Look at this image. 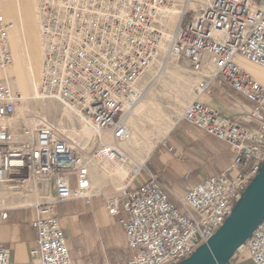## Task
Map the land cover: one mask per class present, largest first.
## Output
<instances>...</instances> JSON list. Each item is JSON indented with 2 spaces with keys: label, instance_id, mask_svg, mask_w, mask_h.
I'll use <instances>...</instances> for the list:
<instances>
[{
  "label": "built area",
  "instance_id": "built-area-1",
  "mask_svg": "<svg viewBox=\"0 0 264 264\" xmlns=\"http://www.w3.org/2000/svg\"><path fill=\"white\" fill-rule=\"evenodd\" d=\"M178 2V24L164 39L166 10ZM196 2L188 16L186 0H39L43 52L37 93L86 119L94 133L87 152L47 123L32 128L13 122L23 98L7 81L10 24L0 10V184L19 187L33 179L44 182L51 197L32 205L36 240L29 261L11 260L9 248L0 245V264H73L56 205L90 204L96 195L92 160L128 162L121 145L129 131L126 117L165 42L195 81L181 120L226 143L232 158L182 196H174L145 164L134 171L103 204L108 216H119L129 251L117 264H178L223 225L264 161V83L236 62L240 57L264 69V0ZM212 87H229L249 103L248 110L233 117L200 101ZM0 203L6 219L11 207ZM242 249L253 264H264V219L231 260Z\"/></svg>",
  "mask_w": 264,
  "mask_h": 264
},
{
  "label": "rangeland",
  "instance_id": "rangeland-1",
  "mask_svg": "<svg viewBox=\"0 0 264 264\" xmlns=\"http://www.w3.org/2000/svg\"><path fill=\"white\" fill-rule=\"evenodd\" d=\"M189 1L187 8L191 10L188 16H191L193 14L192 9L194 8L191 7ZM38 2L39 0H35L34 9L36 14L38 13ZM178 3L177 7L180 10V5L182 3ZM13 4L14 0H0V10L2 12L4 11L3 5L12 8ZM196 8L197 5L195 9ZM4 16L10 24L8 28V38L13 55V63L6 71L8 76L7 79L12 82L11 87L14 90L18 91L20 94H24V89L19 85L20 76L27 75V66L22 59L21 44L18 43L22 37L21 28L18 23L14 22V14ZM178 21L179 19L177 22ZM175 25L169 26L165 23V33L171 35ZM37 32L39 35V26L36 28V33ZM13 44H15V48L18 50L19 60H16L14 55ZM164 44L165 46L161 49L162 54L157 57V60L146 71L142 79L143 91L141 99L138 102H144V108L140 112L136 109L137 105L134 109L130 110L126 117L129 135L121 145L122 149L129 157L131 165H117L105 163L104 161L96 159L92 160L93 192L97 193L91 198L90 204L81 200H75L76 203L71 204L69 207L71 213H95L99 222L108 219L103 208L105 198L116 195L118 190L127 183L126 181L128 180L129 172L133 164L140 163L145 159L144 164L154 171L149 166V158L159 148H165L164 140L170 129L165 134L164 131H166L168 127H172L174 123L176 124L177 122L183 121L181 120V114L183 108L194 97L193 86L195 81L189 73L187 65L182 60H176L171 57L167 51L168 43L165 42ZM41 48L42 42L40 38V44L36 51L39 59L34 72L36 88L34 90L26 89L25 94L27 95V99L23 98L22 111L17 114L13 122L17 125L23 122L32 128L39 123H47L87 152L93 147L94 133L84 121L79 118L80 116L77 115V112H74L73 109L63 105L56 99L41 97L37 93ZM236 62L259 81L264 82V69L240 57L236 58ZM157 157L158 156L155 155L153 159L155 160ZM119 170L124 171V175L120 176L118 174ZM197 177L198 174H192L190 176L191 179ZM10 184L13 183H8V185ZM50 199L49 189L44 182L30 179L19 187L0 184V202L3 201L4 204L8 206L22 201L32 206L34 203ZM1 205L0 203V206ZM58 210L61 215H64L67 213L68 208L66 205H62L58 207ZM102 244L105 246L104 242H102ZM124 245L125 246L122 245L116 233H111L104 251L99 254V262H103V264L107 262L108 264L120 262L125 258L127 253L126 243ZM77 257H81L82 259L84 256L78 254ZM250 263L251 260L244 249L238 251L236 256L231 260V264Z\"/></svg>",
  "mask_w": 264,
  "mask_h": 264
},
{
  "label": "crops",
  "instance_id": "crops-1",
  "mask_svg": "<svg viewBox=\"0 0 264 264\" xmlns=\"http://www.w3.org/2000/svg\"><path fill=\"white\" fill-rule=\"evenodd\" d=\"M200 101L233 117L249 108V103L229 87H212L209 92L201 95ZM174 124L165 137V148H159L151 155L149 166L174 196H182L189 186L223 171L229 165L232 153L226 143L213 135L204 133L183 121ZM166 147H172L173 152L181 154L182 160L177 159ZM155 155L158 157L154 160ZM192 174H198L199 178L191 179ZM74 203L76 201L56 205L61 226L67 234L65 236L71 260L73 264H103L99 262V254L104 251L111 233H116L125 246L123 228L117 222L119 216L106 214L108 219L99 222L95 213H71L69 207ZM62 205L68 208L64 215L58 210ZM10 207L7 218L0 217V245L9 248L11 260L28 262L29 250L35 246L36 240V230L31 225L34 208L27 204L10 205ZM126 250L125 258L129 254L127 248ZM78 254L84 257L81 259L77 257Z\"/></svg>",
  "mask_w": 264,
  "mask_h": 264
},
{
  "label": "water",
  "instance_id": "water-1",
  "mask_svg": "<svg viewBox=\"0 0 264 264\" xmlns=\"http://www.w3.org/2000/svg\"><path fill=\"white\" fill-rule=\"evenodd\" d=\"M264 219V161L223 225L178 264H230L233 254Z\"/></svg>",
  "mask_w": 264,
  "mask_h": 264
},
{
  "label": "bare ground",
  "instance_id": "bare-ground-1",
  "mask_svg": "<svg viewBox=\"0 0 264 264\" xmlns=\"http://www.w3.org/2000/svg\"><path fill=\"white\" fill-rule=\"evenodd\" d=\"M188 1L189 0H186V4H185L186 6L184 5V7H188ZM196 1H198V0H190L189 1L191 7L194 9L197 5ZM199 1H203V0H199ZM177 6H178L177 4H174L166 10L167 12L165 11L166 14L164 12V14L166 16V18L164 19V23H166L169 26L175 25L176 23L178 24L177 20L180 18V14L182 12V9L180 8V10H179ZM3 8H4V11H3L4 15L14 14V17H13L15 19L14 22L18 23L20 25L19 27L21 28L22 37L20 38V41L18 43L21 44L22 59L24 60L26 66H27V75L26 76H24V75L20 76L19 85L22 89H24V94H20V95L22 96V98L27 99V95L25 94L26 89H28V90L33 89L34 90L36 88V79L34 78V72H35V68H36V65L38 64V59H39L36 51H37V48L40 44V38H41L40 33H39V35H38V32L36 33V28H37V26H39V19H38V15H37L38 13L36 14V11L34 9L35 8V0H14V4H13L12 8H9L6 5H3ZM177 24L175 26H177ZM39 31H40V26H39ZM7 36H8V31H7ZM169 37H170V34L165 33V30H163V38L168 39ZM41 42H42V38H41ZM164 46H165V44L162 43L160 45V50ZM12 47H13V52H14V55L16 57V60H19V55L17 53L18 50L15 48V44H13ZM42 52H43V43H42V48H41V60H42ZM40 63H41V61H40ZM39 69H40V65H39ZM38 79H39V77H38ZM7 81L11 86L12 82L9 79ZM136 106H137L136 109L141 112L145 106V103L144 102H138L137 104L134 105V107L132 109H134ZM69 112H71V111H69ZM74 112H75V110H74ZM79 118H81L84 121V123L88 126L86 119H84L82 117H79ZM170 128H171V126L168 127V129L166 131H164V134L167 133ZM128 135H129V131H128ZM128 135H127V137H128ZM144 163H145V159L142 160L140 163L133 164V166L131 167V170L129 172L128 180H129L131 174L134 171H136L137 169L141 168L144 165ZM116 164L117 165H131V161L128 157V162L126 164H120V163H116ZM118 174L120 176H122V175H124V171L119 170ZM26 181H28V180H26ZM125 185H123L122 187H124ZM11 188H13V187H11ZM92 192H93V186H92ZM13 205H26V204H25V202L22 201V202H19L17 204H13Z\"/></svg>",
  "mask_w": 264,
  "mask_h": 264
}]
</instances>
